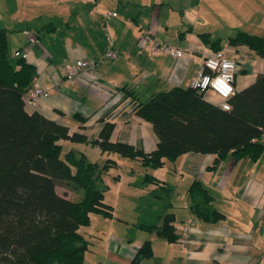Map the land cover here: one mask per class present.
<instances>
[{"label":"crops","instance_id":"crops-1","mask_svg":"<svg viewBox=\"0 0 264 264\" xmlns=\"http://www.w3.org/2000/svg\"><path fill=\"white\" fill-rule=\"evenodd\" d=\"M15 2L16 11L0 14V29L10 32L7 36L12 53L26 43L25 28L37 29L38 46L30 49L27 60L37 66L36 78L50 91L48 97H40L35 105L26 102L27 111L38 110L65 123L70 131L88 137H97L108 120L114 122L110 139L126 141L146 153L154 150L156 135L150 121L133 111L130 97L120 87L129 85V94L146 99L171 86H190L204 56L213 49L200 33L207 32L211 39L219 38V48L234 59V91L264 72V58L245 44L227 41L237 29L264 34V0H186L184 7L181 0H111L107 8L117 9V15L106 19L103 12L95 14V8L101 7L98 0ZM112 3L122 5L121 13ZM107 31L114 38L117 56L103 59L94 73L85 72L67 79L66 68L73 60L99 58ZM142 31H150L158 39L182 48L183 54L175 57L164 51L138 49L137 38ZM17 32L22 38L19 34L15 38ZM203 94L207 100L218 103L219 98L212 90L207 89ZM259 139L263 148L256 158L234 159L227 152L214 168H209L212 152L194 150L180 154L174 161L166 159L159 168L145 166L146 171L172 187L166 210L175 213L178 237L174 241L137 225L139 214L132 205L146 192L142 178H134L130 171L125 182L118 172L109 184L102 176L107 185L105 191L114 190L108 196L104 192V200L112 205L113 214L104 216L105 224L92 225L94 213H91L85 232L79 227L89 241L85 264H128L145 239L151 240L152 254L142 258L141 264H264V132ZM63 141L85 152L89 160L99 165L104 163L105 160L99 163L102 160L88 152L89 147L99 150L97 144ZM101 156L113 158V166H118L122 155L104 151ZM194 178L211 193L214 207L223 213L222 218L209 222L194 213L188 191ZM58 184L62 186L58 189L56 185L58 193L71 199L82 196L81 188L74 183ZM121 197L131 205L124 216L115 212Z\"/></svg>","mask_w":264,"mask_h":264},{"label":"trees","instance_id":"trees-1","mask_svg":"<svg viewBox=\"0 0 264 264\" xmlns=\"http://www.w3.org/2000/svg\"><path fill=\"white\" fill-rule=\"evenodd\" d=\"M7 34L0 29V264H85L89 241L79 227L90 223L91 212L113 214L112 205L104 200L107 185L102 176L114 159L107 157L99 165L72 147L61 156L62 139L90 141L102 152L138 158L153 169L189 150L212 152L209 168H214L227 152L234 159L256 158L263 148L259 138L264 132V72L234 91L228 109L191 86H171L146 99L129 94V85L120 87L130 97L133 111L150 121L156 135L157 147L146 153L126 141L110 139L113 121L106 120L97 137H88L38 110L28 112L26 94L37 77V66L28 56L10 52ZM200 36L213 49H220L219 38L211 39L207 32ZM227 41L245 44L264 58V34L237 29ZM60 181L80 187L82 196L71 199L58 193ZM141 184H154L150 193L159 190L163 208L159 204L157 211L142 209L151 218L141 213L137 225L168 241L176 240L175 213L165 210L171 185L150 171ZM188 191L197 216L209 222L223 217L199 179L191 181ZM151 254V240L145 239L128 264H141Z\"/></svg>","mask_w":264,"mask_h":264},{"label":"built area","instance_id":"built-area-1","mask_svg":"<svg viewBox=\"0 0 264 264\" xmlns=\"http://www.w3.org/2000/svg\"><path fill=\"white\" fill-rule=\"evenodd\" d=\"M107 15H116V11H107ZM23 32L26 43L19 50L13 52L16 56L19 54L28 56L32 46L39 42L37 31L25 29ZM137 46L138 49L143 51H164L175 57L181 56L184 52L182 48L171 45L167 40L158 39L150 31H142L138 35ZM117 54L114 38L107 31L104 35V46L99 58L81 57L73 60L66 68V78L72 80L85 72L94 73L103 59L115 58ZM234 67L233 58L227 56L222 49H212L210 53L204 56L201 67L196 71L190 86L202 92L207 89L212 90L219 98L217 105L223 109H228L230 107L228 98L234 93ZM49 95V89L43 85L39 78H35L27 91L26 102L35 105L40 97H48Z\"/></svg>","mask_w":264,"mask_h":264},{"label":"rangeland","instance_id":"rangeland-1","mask_svg":"<svg viewBox=\"0 0 264 264\" xmlns=\"http://www.w3.org/2000/svg\"><path fill=\"white\" fill-rule=\"evenodd\" d=\"M100 2V9L99 8H95V14L97 13V15H100L101 12L104 13V18L106 19L108 16H114V15H107V11H111V10H108L107 6H111L110 1L111 0H98ZM152 2V1H151ZM185 3H186V0H181L180 4L181 6H185ZM114 6H117L118 10H119V13H121L122 11V5L121 4H116L115 3H112ZM94 7V6H93ZM152 5L149 9V13L151 12L152 10ZM16 9H18V5L16 4L15 0L14 1H8V0H0V14L1 13H5V14H9L11 12H14L16 11ZM117 11V9H114ZM105 11V12H104ZM18 13V11H17ZM116 15H117V12H116ZM16 25L19 26V21L18 19L16 20ZM100 25V28L102 30V26L101 24L99 23ZM105 25H106V21L103 23V29L105 30ZM25 29H30L32 31H36L37 29L34 27L32 28H25ZM7 33L8 35L10 34V32L7 30ZM105 33V32H104ZM18 34L21 36L22 38V35L20 34V32H17L16 35H15V38L18 39ZM24 38H25V35H24ZM38 45H33L32 48H36ZM23 47V46H22ZM11 47L9 46V49ZM10 52H12V50L10 49ZM149 96V95H148ZM62 141V145H63V148H62V152H61V156L64 155V152L72 147L73 145L70 144V143H67L66 141H63V139L61 140ZM88 152L89 154L93 155V156H96L98 159L97 160H102V161H98L99 163H102L106 158L102 157L101 156V153L102 151L101 150H97V149H92L91 147H89L88 149ZM121 159L119 160V165L118 166H112L110 172H108L107 174L103 175V177L105 178V182L106 183H109L111 184L110 182L108 181H111L112 177L114 174H117L118 172H120L123 176V179L124 181L126 182L128 180V175L130 174V171L133 172V176L134 178L135 177H140V178H143V175L144 173L146 172V168L145 166L142 164L141 160L140 159H137V158H129V157H125V156H121L120 157ZM169 163V162H167ZM170 180V178H169ZM150 186H154V184H149V185H146L145 188H146V192L141 196L140 199H138L137 201H134V205H132V207H134V211L135 212H138L139 214V220L141 218V212H142V209L144 210H147V211H157L158 210V206L159 204L161 205L160 203V193H158L159 190H155L154 193H150ZM61 184H57V188L58 189H61ZM149 187V189H147ZM113 193H114V190H112ZM112 191H104L105 194L108 196L109 194H112ZM120 205L116 207L115 209V212L117 215H120V216H124V214L128 213L129 210H131V205H128V203H126L124 201V198L121 197V201L119 202ZM138 204V205H137ZM128 210V211H126ZM166 210V209H165ZM171 211V210H170ZM93 214V224L94 225L95 223H99L102 225V223H106L105 222V216L102 215V214H99V213H96V212H91ZM123 214V215H121ZM142 215L143 216H149V213L148 212H142ZM117 217H115L114 219H116ZM91 221V220H90ZM128 227L130 228L131 231H134L133 228L131 226L128 225ZM86 225H81L80 226V229L82 231L85 232V229H86ZM118 231V229H116ZM145 232V231H144ZM96 243H98V241H95ZM101 241H99L100 243ZM89 249H87V253H89L88 251Z\"/></svg>","mask_w":264,"mask_h":264}]
</instances>
